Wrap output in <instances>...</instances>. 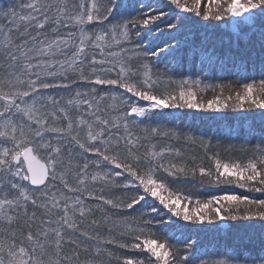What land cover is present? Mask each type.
<instances>
[{"label":"snow or ice","instance_id":"6c2138e0","mask_svg":"<svg viewBox=\"0 0 264 264\" xmlns=\"http://www.w3.org/2000/svg\"><path fill=\"white\" fill-rule=\"evenodd\" d=\"M218 70L236 79L206 83ZM178 111L239 123L197 132ZM255 118L264 0H10L0 264H264V127L250 147L243 127ZM193 183L261 195L201 198ZM221 232L209 253L201 234Z\"/></svg>","mask_w":264,"mask_h":264},{"label":"trees","instance_id":"16d2710c","mask_svg":"<svg viewBox=\"0 0 264 264\" xmlns=\"http://www.w3.org/2000/svg\"><path fill=\"white\" fill-rule=\"evenodd\" d=\"M9 2L10 0H0V7L7 5ZM128 2L133 3L135 2V0H128ZM169 67L172 68V73L175 75V78L177 79L182 78V76H185V74L187 73V68H179V67H174L172 65H169ZM160 69L161 71H163L164 65H161ZM252 74L258 75V72L254 71ZM218 77H221L222 79L217 77L205 78V82L221 83L236 79V77L230 75V73L227 70L223 72L218 70ZM84 87L86 88L87 85H85ZM51 91L55 93V92H63L64 90H51ZM208 96L210 97L211 93H208ZM140 103L143 104L144 102H140ZM209 115L211 114L195 113V112L184 113L179 111L175 113V116L178 117L177 122L179 126L186 127L197 132H207L210 128L215 129L218 124L231 125L235 127L238 126L239 123L234 119L226 122H218V121L210 120L206 118ZM231 115L235 117L239 114L233 113ZM166 123L168 124V126H171V124L173 123V116H169ZM243 127L246 133L250 132V135L248 136V140L250 141V143L248 146L250 147L252 144L258 143L261 136V129L262 127H264V125L261 124L259 118L249 119L244 123ZM231 142L237 145L240 143V141L236 139L232 140ZM196 152L199 153V149H197ZM224 154L227 155V153ZM237 155H239V153H237ZM185 187L186 190L189 191L192 195L199 196L201 198H203L204 194H212V193L218 194L221 192H235L238 194L248 195L250 197H254V196L258 197L261 195L259 193H247L244 190L239 189L237 187L225 186V185H221L220 187H209L208 185L200 186L198 183H193L186 185ZM249 235L255 237L256 233H249ZM226 238H227V233L225 232H221L218 234L202 233L200 236L202 244L208 250L209 253L215 251L218 246L222 245V242L226 240ZM212 258L213 257L211 255L206 257V259H212Z\"/></svg>","mask_w":264,"mask_h":264}]
</instances>
